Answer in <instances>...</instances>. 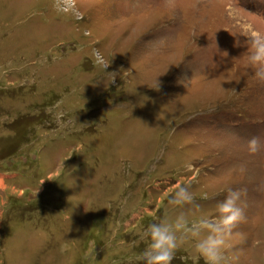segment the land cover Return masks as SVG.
<instances>
[{
	"label": "rangeland",
	"instance_id": "374dc122",
	"mask_svg": "<svg viewBox=\"0 0 264 264\" xmlns=\"http://www.w3.org/2000/svg\"><path fill=\"white\" fill-rule=\"evenodd\" d=\"M73 2L0 0V264H142L148 224L215 216L227 187L232 264H264V82L241 57L264 0ZM177 182L200 208L167 204ZM171 264L204 261L186 240Z\"/></svg>",
	"mask_w": 264,
	"mask_h": 264
},
{
	"label": "clouds",
	"instance_id": "9594fccd",
	"mask_svg": "<svg viewBox=\"0 0 264 264\" xmlns=\"http://www.w3.org/2000/svg\"><path fill=\"white\" fill-rule=\"evenodd\" d=\"M61 13L75 14L73 0H56L54 5ZM246 51L244 57L253 70L251 75L264 82V32L249 29L244 35ZM95 62L104 66L105 62L100 50L94 49ZM114 80L116 73H111ZM60 101H57V105ZM56 105L53 106L55 108ZM58 123L63 117L62 112L56 113ZM260 147V141L253 137L248 141V148L255 152ZM244 189L227 187L222 200L216 205V215L212 217L200 216L190 220L186 210L179 211L174 216L161 215L157 221L147 225L139 235L141 240H147V245L137 254L142 264H171L179 242L192 241V250L197 259H203L204 264H232V257L228 252V238L232 235L235 225L244 219L243 209L239 201ZM167 204L174 208L191 205L200 208L195 202L190 186L177 182L175 191L168 197Z\"/></svg>",
	"mask_w": 264,
	"mask_h": 264
}]
</instances>
